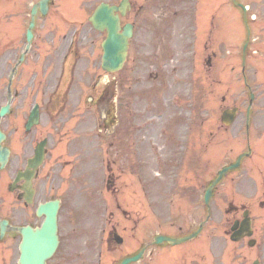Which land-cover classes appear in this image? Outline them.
<instances>
[{"label": "rangeland", "instance_id": "374dc122", "mask_svg": "<svg viewBox=\"0 0 264 264\" xmlns=\"http://www.w3.org/2000/svg\"><path fill=\"white\" fill-rule=\"evenodd\" d=\"M33 1L35 0L27 1L23 8L24 0H0V28L14 22L13 33L15 37H19L27 23V7ZM101 1L118 3L120 0H55L51 19L53 22L58 11L63 12L62 35L75 27H79V23H82L79 34L83 37V41L76 50H78V54L93 52L95 63L99 61L101 54L99 43L103 39L104 33L92 29L87 23V16ZM130 1L132 9L126 14L125 20L134 22V37L131 40L127 62L121 72L122 74L114 75L115 78H111H114L116 82L119 81L118 89H115L118 96L121 95L125 99V103L132 105V107L126 108L127 105L125 104L122 113L119 108L120 98L115 101L112 114H117L115 119L117 122L108 128L110 134L107 137L104 129L103 131L98 130L101 125L100 121H95L94 148L91 147L92 143L88 142L89 140L85 135H82L81 129L72 131L70 121L63 125V129L66 127L70 129L69 132L62 130L63 144L56 145V139H53L54 134L49 131V127L46 125V120L49 119L50 115L47 112L42 115L43 121L41 120L40 128L45 127L51 136L47 159L40 167L43 169L42 173L46 174L49 166L65 159L74 161L73 165L66 166V169H105L103 159L109 154L115 161V165L112 166L115 169H126L125 176H127L126 186L122 185L117 192L111 189L110 193L104 190L101 183L99 184L98 176L102 172L97 175V178L95 172L94 177H91L90 170L78 176L79 189L81 184H90L91 182V185L97 182L96 187L87 192H85L86 187H82L80 191L83 194H80L75 190L76 184L74 185L71 191L74 199L72 205L64 203L63 206V218L60 223L63 232L61 235L62 242L52 262L59 259L60 264L68 261L74 264H95L97 257L96 241L104 231L106 233L111 228L122 235L124 243L116 245L115 253L108 254L109 251L105 248L103 259L105 258L104 263L106 262V264L111 259L116 258L119 251L134 249L137 241L146 242L151 238L155 231L154 210L160 213L165 210L168 211L170 206L163 205V202L157 205L151 199L149 192L147 195L144 194L141 201H138V196L135 195V189H137L135 169H142L144 178L152 179L151 177L155 175L157 181L166 183L167 178L163 174L168 173L171 163L168 162L169 165L163 164L162 173L159 170L160 163L157 160L171 158L173 155L175 156L173 154L175 151L186 149L187 158L184 169L190 170L189 172L206 169L205 177L208 179L217 166L226 158L234 156L245 145L241 133L243 117L238 116L234 132L230 131L231 128L225 131L218 128L221 111L224 108L238 106L240 111L243 110L244 113L248 100V91L240 73L241 43L243 44L246 37V30L243 28L241 20H236L237 14L241 19V10L236 7L235 9L228 0H197V2L196 0ZM238 1L250 6L247 13L248 20V14L253 13L252 16L255 14L257 17L252 23L254 33L246 47L244 68L246 81L256 95L255 102L264 103V54L262 55L264 53V0ZM231 8L235 11L228 13ZM54 9L57 11L54 12ZM219 16L223 19L221 31L223 40L222 44L215 48L217 42L211 28H215ZM49 21L50 19L41 22L46 24ZM204 23L207 24L202 28ZM197 25L198 36L196 35L192 42L193 52L190 53V46L183 43V34L188 27L195 26L196 28ZM44 27L48 28L47 25ZM41 30V27L37 30L38 38L40 33L42 35L45 32ZM52 32L54 33V31ZM58 36L57 32L54 33L53 40L57 41ZM254 37L256 38L254 39ZM67 41L64 40V44ZM58 42L61 43L59 40ZM205 42L209 45L205 46ZM43 43L44 41L36 40L34 51L37 46ZM16 44H19L18 39ZM219 49L222 54H219ZM193 53L195 54L193 55ZM59 56L54 55V59L58 60ZM207 57H209L210 63H208ZM30 62H32V58L27 64ZM58 75V70H55V72L52 71L42 78L40 82L39 80L35 82L45 85L46 81L50 80L54 84ZM31 76L32 73L29 74L30 78ZM138 77L142 78V82L137 88V91L141 89L142 96L140 97L142 99L140 101L136 100L135 97V82ZM102 79H104L103 76ZM185 86L191 88L193 100L187 96L181 97L184 94ZM153 88L154 90H151ZM149 89L151 92L148 91ZM30 99L31 95L29 94ZM163 100L178 106L165 109L162 105ZM27 103L25 99L22 106L25 107ZM23 107L21 108L20 101H18L13 107L15 110H13L12 115L6 116L2 121L9 136L8 143L14 152L13 159L18 163L27 153L29 155L31 152L29 149L27 151V138L23 137L21 133V124L25 119V116H23L24 118L20 116ZM185 107L191 114L190 118L188 117L190 120L186 122L189 124L188 128L186 124L183 126L184 120L188 119L183 115ZM163 110L167 113H164ZM135 116L138 119L133 120ZM124 117L127 123L126 139L121 138V134L124 132L121 127ZM138 121L142 124V131L135 135L131 129ZM145 121L150 122L146 123ZM88 125L89 123L86 125V129ZM113 130H115L114 133ZM261 131L251 133L254 150L251 158L244 161L243 169L232 174L218 186L216 195L211 202L213 218L210 219L211 221L209 220L207 230L222 232L229 228L232 219L235 217L233 213L227 211L230 209L227 207L229 202L236 206L245 205L248 209L251 208L250 211H255V224L258 228L260 227L264 218V210H256L252 206L256 197H259V193L257 194L252 189L251 174L248 170L250 165H254L252 159L259 155L260 151L257 146H260L261 141L264 140ZM236 132L239 133L235 134ZM112 138L115 139L114 145L117 148L112 146L108 149V141ZM232 139L236 140L231 142ZM71 140L74 141L71 143ZM65 143L70 144L69 149L63 146ZM107 149L108 153H106ZM137 149H141L140 154H136L135 150ZM13 159L8 165L10 169L15 167ZM156 171H159V174H154ZM189 176L188 181L196 183L197 180H194L191 175ZM234 176L237 180L235 183L232 181ZM161 177L162 179H160ZM47 187L49 186L47 185ZM113 193H118L117 197H119L120 204L115 202ZM47 194L49 195L50 192L48 191ZM56 194L57 190L54 187L51 190V195ZM87 197L91 200L89 204L80 205L86 202ZM182 197L183 199L175 198L171 207L174 209L179 207L183 221L185 219V221L190 222L194 220L190 213H192L195 204L184 196ZM7 208L8 206L3 205L0 208V213L5 214ZM168 229L174 233L177 232L176 228ZM73 234L75 236L74 247L70 248L73 242ZM196 245L197 242H191L185 248H193ZM215 247L216 245L212 246L210 250L221 251L224 254L226 264H229V255L232 253L231 244H224L223 240H220L217 248ZM70 250H72V257H67L66 254ZM171 252L172 257L160 258L161 264L172 263L176 260V256L181 253V251Z\"/></svg>", "mask_w": 264, "mask_h": 264}, {"label": "flooded vegetation", "instance_id": "af4514ba", "mask_svg": "<svg viewBox=\"0 0 264 264\" xmlns=\"http://www.w3.org/2000/svg\"><path fill=\"white\" fill-rule=\"evenodd\" d=\"M7 40L3 43V48L0 50V80H3L4 75L8 67L14 64L15 61V36L11 31L7 35ZM30 70V68L28 67ZM27 68L25 70H28ZM3 86H0V94L2 92ZM6 88V87H5ZM12 92L16 95L23 93V99L27 100L26 104V117L27 119L30 113V100H29V85L23 86V88L18 87L17 85H11ZM40 118L43 114V108L39 104ZM43 121V120H42ZM42 121L39 119L38 124L31 127L27 132L23 133V137L27 138V151L28 149L32 151L37 141L40 139L47 138L49 136L48 132L45 130V127L40 128ZM46 125L48 126L47 122ZM39 129V130H38ZM50 132H54L53 139H56V145L60 144V133H61V124H58L55 129L49 127ZM35 133V134H34ZM33 134V135H32ZM32 135V136H31ZM48 139V138H47ZM48 142V141H47ZM11 147V145L9 144ZM23 151V150H22ZM31 156V153H27L23 157L25 161L28 157ZM15 167L9 169L8 171H0V206H8L6 213L3 218L8 220L9 225H27L32 226L39 225L41 223L40 218L35 214V205L41 201H45L49 191L55 187L57 193H63L62 196L59 195L61 205L67 203L72 205L74 199L71 191L75 185V190H79V184H77V179L80 174L87 173L89 169H60L57 164L49 169L46 174L42 173L43 169H37L34 177L32 178V187L34 188L32 202L31 204H26V199H24V190L21 188V185L25 183V180H20L15 183L13 190H10V183L13 181L16 172L22 168L19 166L18 161L14 160ZM26 163V162H25ZM7 169V167L5 168ZM4 172V174H2ZM126 169H107L106 172V186L108 189H113V191H119L122 185L126 184L125 178ZM58 175V176H56ZM57 179V181H56ZM56 181V182H55ZM138 182L142 184V175H138ZM47 185L49 187H47ZM177 185L178 183H173ZM87 187V183L81 184V187ZM49 194V195H50ZM264 235V234H263ZM21 240V234L18 231L10 230L7 228V231L0 238V264H17V259L19 255L18 243ZM112 238L109 237V242L111 243ZM73 243V242H72ZM71 243V245H72ZM243 244V242H241ZM243 245H235L232 249V264H253L254 260H258L261 263H264V246L260 245L257 247H247L249 252L246 255H241L240 250L244 249ZM187 256V261H184L182 264H206V247L205 245L199 246L195 252L189 251L185 252ZM167 257H172L167 253ZM154 263L158 264L160 260V254L158 251L153 253ZM176 261L179 262L180 258L176 257ZM59 259H55L50 264H60Z\"/></svg>", "mask_w": 264, "mask_h": 264}, {"label": "water", "instance_id": "95a60500", "mask_svg": "<svg viewBox=\"0 0 264 264\" xmlns=\"http://www.w3.org/2000/svg\"><path fill=\"white\" fill-rule=\"evenodd\" d=\"M127 8L128 4L126 0H123L119 7L101 3L90 17V21L94 27L98 29L106 28L108 31V37L102 44L104 52L102 60L103 66L110 70H116L121 67L126 54L128 37L131 35L130 25L124 27L123 32L119 33V18L114 14V11L119 10L124 14ZM36 157L38 158H35L31 164L33 166L39 162L40 155L37 154ZM225 170L223 169L219 173L217 179ZM210 189L211 187L207 190L206 200L209 197ZM57 209L58 204L56 201L40 205L39 211L45 214V220L39 229L26 230L27 234L24 235L21 243V264H46V258L51 256L57 245V226L55 220ZM137 257L127 259L122 264H126L129 260H134Z\"/></svg>", "mask_w": 264, "mask_h": 264}]
</instances>
